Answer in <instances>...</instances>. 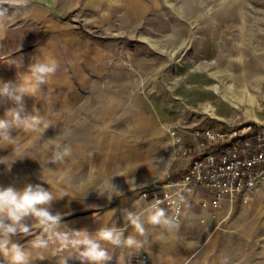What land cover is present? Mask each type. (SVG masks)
<instances>
[{
  "label": "rangeland",
  "instance_id": "1",
  "mask_svg": "<svg viewBox=\"0 0 264 264\" xmlns=\"http://www.w3.org/2000/svg\"><path fill=\"white\" fill-rule=\"evenodd\" d=\"M28 1L39 2L0 0V26L6 36L17 31L14 44L0 42L4 72L27 65L30 54L35 64L44 61L37 47L17 42L28 23L19 16ZM78 5L56 20L91 41L77 42L75 56L72 47L63 53L68 85L81 90L85 105L127 104L119 117L157 120L186 155H196L194 143L207 127L264 124V0H79ZM71 57L94 60L93 72L76 76L67 62ZM56 77L42 85L37 102L50 82L60 80ZM5 82L23 87L24 79ZM226 231L228 264H264V180L234 199Z\"/></svg>",
  "mask_w": 264,
  "mask_h": 264
},
{
  "label": "crops",
  "instance_id": "2",
  "mask_svg": "<svg viewBox=\"0 0 264 264\" xmlns=\"http://www.w3.org/2000/svg\"><path fill=\"white\" fill-rule=\"evenodd\" d=\"M78 4L79 0H39L28 1L27 6L20 9V19L28 23L22 29L25 35L21 34L17 42L37 47L44 55V59L39 57V60H57L59 77L56 78L60 80L50 82L42 102H37L36 98L41 91L34 97L24 98L28 114L42 111L43 118L51 122L44 135L24 132L21 122L13 132V142L0 140V186L11 185L22 190L30 183L41 184L54 194L67 191L69 196L55 200L50 210L61 214L69 228L87 229L90 234L102 226L125 228V209L140 214L148 231V243L142 249L112 248L104 244L113 256L109 264H222V261L228 264L226 226L234 200H226L220 209H212L203 204L208 192L200 186L185 202L181 219L171 232L147 223L149 208L141 196L142 191L161 184L167 176H175L194 154L180 152L179 141L168 136L157 120L141 114L119 117V112L128 109L124 103L85 105L81 90L68 85L63 59L65 49L72 47V56H75L79 52L75 49L77 42L91 41L83 39L74 27L60 24L56 19L76 9ZM11 31L10 36H6L0 26L1 43L14 44L17 31L16 28ZM93 39L106 40L97 36ZM76 61L77 65H72ZM93 61L67 59L71 70L81 79L93 72ZM35 62V55L30 54L25 61L27 65L18 64L16 70L10 72L0 68V82L24 79L23 87L30 91V66ZM11 107L10 102L0 104V117ZM198 144L196 140L195 154L201 151ZM57 148L72 150L63 164L51 162ZM14 160L11 171H7L5 165ZM130 233L133 229L127 226L125 236ZM32 238L17 236L14 242L26 245ZM0 264H6L2 257ZM33 264H58V257L35 260ZM67 264H80V261L72 258Z\"/></svg>",
  "mask_w": 264,
  "mask_h": 264
},
{
  "label": "clouds",
  "instance_id": "3",
  "mask_svg": "<svg viewBox=\"0 0 264 264\" xmlns=\"http://www.w3.org/2000/svg\"><path fill=\"white\" fill-rule=\"evenodd\" d=\"M58 67L59 63L55 59L31 65L30 91L12 82H0V104H12L11 108L6 109L4 116L0 117V140L13 142V132L21 122L24 132H38L41 136L51 127V122L45 120L38 111L36 114L26 112L24 98L34 97L41 91L42 85L57 72ZM71 154V148H57L52 154L51 162L63 164ZM15 161L5 165L7 171H11ZM64 196H69L67 191L60 190L54 194L41 184L29 183L22 190L11 185L0 186V257L6 264H33L35 260L42 261L50 256L58 257V264H67L72 258L80 261V264H109L113 256L104 244L112 248L142 249L148 243L145 221L140 214L127 209L123 213L126 227L122 229L102 226L94 234H90L87 229L69 228L63 223L61 214H53L50 210L52 203ZM160 203L157 200L150 205L147 223L171 232L177 227V217H169L165 209L159 206ZM176 212L179 213V208ZM127 226H131L133 233L125 236ZM17 236L33 238L22 245L14 242V237Z\"/></svg>",
  "mask_w": 264,
  "mask_h": 264
},
{
  "label": "built area",
  "instance_id": "4",
  "mask_svg": "<svg viewBox=\"0 0 264 264\" xmlns=\"http://www.w3.org/2000/svg\"><path fill=\"white\" fill-rule=\"evenodd\" d=\"M198 135L201 151L188 165L141 193L148 208L160 200L159 206L177 222L185 202L200 186L208 192L203 204L220 209L226 200L240 197L264 180V124L235 122L226 129L207 127Z\"/></svg>",
  "mask_w": 264,
  "mask_h": 264
}]
</instances>
